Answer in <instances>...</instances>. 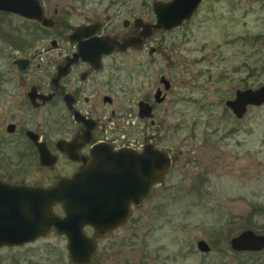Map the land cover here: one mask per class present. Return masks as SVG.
I'll return each mask as SVG.
<instances>
[{"label": "flooded vegetation", "instance_id": "obj_1", "mask_svg": "<svg viewBox=\"0 0 264 264\" xmlns=\"http://www.w3.org/2000/svg\"><path fill=\"white\" fill-rule=\"evenodd\" d=\"M3 1L0 183L20 189L17 192L0 189V209L33 204L34 189L50 190L62 182L69 183L97 154H119L130 166L139 161L159 163L166 155L171 158V169L164 179L151 187L140 206H130L131 214L125 222L96 238L99 245L101 239L131 223L146 201L168 191V179L182 151L170 147L168 141L171 128L168 105L173 99L176 78L170 74L175 67L174 50L166 36L192 24L207 0H202L189 20L172 30L155 27V4L172 0ZM159 59L165 62L166 71L161 73L159 85L153 90V83L149 82L151 69ZM262 87L247 86L241 91ZM235 97L225 103L235 125L228 129L227 144L223 141L212 144V165L233 154L236 162H244L248 173L253 153L258 156L257 168L264 171V163L259 160L263 154L264 128H256L250 121L251 114L264 105H249L244 116L237 118L227 106ZM179 99L177 96L173 100ZM210 176L206 169L202 171L198 193ZM118 186L121 183L114 180L99 182L102 207L112 209L113 192ZM259 208L263 212L264 206ZM52 211L65 216L60 203L54 204ZM83 231L90 238L96 234L92 226L84 227ZM246 231L253 230L243 232ZM240 234L215 238L214 242L198 239L197 248L207 256L216 246L225 244L227 247L221 249L226 253L264 262V245L257 250L234 247L233 240ZM52 235L64 236L68 241L66 235L53 231L23 245L3 246L0 250L19 248ZM200 242H205L204 248L209 250L202 251Z\"/></svg>", "mask_w": 264, "mask_h": 264}, {"label": "rangeland", "instance_id": "obj_2", "mask_svg": "<svg viewBox=\"0 0 264 264\" xmlns=\"http://www.w3.org/2000/svg\"><path fill=\"white\" fill-rule=\"evenodd\" d=\"M166 37L175 60L171 96L180 98L168 105V141L182 155L167 193L146 201L131 223L101 239L90 264H263L226 253L221 249L225 244L204 256L196 242L233 238L247 229L264 234V209L259 208L264 206V171L257 168L258 156L251 153L247 173L233 154V160L228 156L213 166L211 149L215 142L227 144L228 129L235 125L226 101L247 86H264V0H207L192 24ZM165 68L161 59L153 65V90ZM250 121L264 128V108L253 112ZM262 148L259 160L264 163ZM205 169L211 176L198 193ZM67 245L64 236L52 235L2 249L0 264H73Z\"/></svg>", "mask_w": 264, "mask_h": 264}, {"label": "water", "instance_id": "obj_3", "mask_svg": "<svg viewBox=\"0 0 264 264\" xmlns=\"http://www.w3.org/2000/svg\"><path fill=\"white\" fill-rule=\"evenodd\" d=\"M202 0H172L156 3L157 24L155 27L172 30L189 20ZM0 0V9L4 8ZM249 105H264V87L258 90L237 91L236 98L227 106L237 118H242ZM158 166H157V165ZM171 158L166 155L160 162L156 160L131 166L119 154L95 155L69 183L62 182L58 187L34 189L33 204L23 208L6 207L0 209V248L23 245L47 236L55 231L68 238V252L73 264H90L98 243L96 238L114 230L125 222L131 214V205L140 206L148 198L151 187L160 183L171 169ZM114 180L118 186L113 197L115 203L110 208L100 203L99 182ZM1 184V183H0ZM0 189L18 191L20 187L1 184ZM63 206L65 216L53 213L54 204ZM96 229L94 237L84 234V227ZM233 245L238 250H257L264 245V236L253 231L241 233ZM205 242H200L202 251H208Z\"/></svg>", "mask_w": 264, "mask_h": 264}]
</instances>
